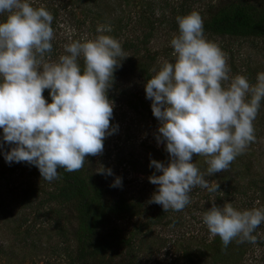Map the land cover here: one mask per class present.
<instances>
[{
    "label": "clouds",
    "instance_id": "obj_1",
    "mask_svg": "<svg viewBox=\"0 0 264 264\" xmlns=\"http://www.w3.org/2000/svg\"><path fill=\"white\" fill-rule=\"evenodd\" d=\"M2 14L0 129L3 142L12 146L4 159L35 166L47 182L62 178L58 169L80 171L87 157L103 155L104 141L118 131L110 123L114 102L108 91L127 54L117 39L101 34L65 44V54L53 61V15L45 7L34 8L29 0H0ZM176 20L179 34L170 41L175 62L153 69L155 75L145 84L146 99L159 121L155 139L169 156L167 163L150 161L161 174L148 178L158 186L149 203L164 212L182 211L193 188L215 190L193 156L206 158L209 176L226 171L255 142L253 121L264 100V72L257 74L254 85L243 75L230 77L225 53L204 36L201 15L193 11ZM96 31L112 28L99 25ZM98 173L113 175L103 166ZM121 186L116 177L111 187ZM202 222L225 249L233 240L255 243L252 233L264 223V209L213 203Z\"/></svg>",
    "mask_w": 264,
    "mask_h": 264
},
{
    "label": "rangeland",
    "instance_id": "obj_2",
    "mask_svg": "<svg viewBox=\"0 0 264 264\" xmlns=\"http://www.w3.org/2000/svg\"><path fill=\"white\" fill-rule=\"evenodd\" d=\"M232 1L234 0H29V3L34 8L45 7L53 15L51 26L54 39L50 56L55 61L65 54V44L75 40L83 42L85 39H95L97 35L103 34L96 31L99 25H110L112 30L114 26L120 27V40L135 39L139 38L140 32L137 31L134 20L142 11L152 14L153 23L162 19L177 23V16H185L193 11L198 12L204 20L208 5L222 6ZM3 15L6 17V14L0 15V22L4 20ZM160 29L147 45L149 52L156 54L155 68H160L165 61L175 62L173 50L168 56L166 54L172 48L170 41L174 35L179 34L177 28L169 30L165 23ZM205 38L216 43L225 53L230 77L243 75L250 84L257 82V74L264 72V39ZM108 98L114 102L113 119L110 123L113 126L118 125V131L104 141L103 155L93 157L95 168L101 169L103 166L111 169L122 179L123 187L127 191L137 193L144 189L142 195L149 199L152 197L153 184L144 173L151 169L150 161L154 159L161 162L159 156L166 151L165 145H158L155 139L159 121L152 114V102L146 99L143 79L137 74L130 75L128 80L118 79L109 89ZM250 98L249 96L246 99ZM253 125L256 140L231 162V173H241L246 166L250 173L254 171L264 176V100L261 101ZM0 145H4L2 129ZM2 147L0 264H75V246L71 237L74 224L70 212L52 201L45 203L46 198L41 192L48 188L42 184L43 179L39 176L38 168L26 162L9 164L4 159L6 151ZM205 160V157L194 155L192 162L204 164ZM204 165L201 173L206 175L207 164ZM237 177L239 179L241 175ZM236 182L240 183L241 178ZM213 183H210L209 188L212 189ZM213 197L209 189L205 190L201 198L195 199L198 200L197 206L194 205L188 212L180 214L178 227L155 229L154 233L151 232L148 236L149 245L143 248L147 264H191L183 256L182 248L188 244L192 248L200 247L203 238L209 239L206 236L210 235L209 231H205L203 214L198 207L204 208V202L212 200ZM238 201L236 198V201L230 202L237 210L240 207ZM256 205L259 204L254 202L252 208H259ZM252 235L256 237V242L247 241L245 247L243 246L241 260L232 264H264V223ZM158 240L164 243L162 247L156 245L155 241ZM91 264L99 263L94 261Z\"/></svg>",
    "mask_w": 264,
    "mask_h": 264
},
{
    "label": "trees",
    "instance_id": "obj_3",
    "mask_svg": "<svg viewBox=\"0 0 264 264\" xmlns=\"http://www.w3.org/2000/svg\"><path fill=\"white\" fill-rule=\"evenodd\" d=\"M204 35L208 37L244 39H264V0L237 1L234 0L225 5H208L205 8ZM6 17L3 15V19ZM3 21V20H2ZM162 22V23H161ZM160 23V25H158ZM169 26V30H175L178 23L162 19L152 22V14L141 12L134 20L140 36L135 39H119L120 27L111 32H104L117 39L122 46L127 58L121 61V66L114 72V82L118 79L128 80L132 74H137L143 79L144 84L160 68H155V53H150L147 45L155 34L160 32L162 24ZM131 24V23H130ZM129 24V25H130ZM132 26V25H131ZM130 26V28H131ZM173 49L167 51L166 56ZM165 51V50H164ZM83 67V60H80ZM45 99L51 103L49 90L43 93ZM12 146L5 144L2 149L9 151ZM167 152L160 157L161 162L169 160ZM84 167L77 172H66L58 169L61 179L47 182L41 180L48 190L41 192L45 196L44 202H53L57 206L65 207L73 218L74 229L71 237L74 244L75 264H91L98 261L99 264H147L144 249L149 245V235L155 229H174L179 225L181 213H186L198 203L196 198H201L205 188L196 187L190 192L191 202L182 211L169 210L164 212L162 206L149 203L142 195L144 189L137 193L127 191L123 187H111L115 178L113 175H103L98 172L101 169L95 168L94 158H86ZM206 164L205 161H203ZM94 164V165H93ZM196 162L197 167L202 171L205 165ZM206 165V173H207ZM222 171L210 177L204 178L210 183L214 182L211 194L212 200L204 202V208L198 207L203 214L213 203L222 206L225 202L238 201L239 210L252 209L253 203L259 208L264 204V176L244 166L241 173L235 174L229 171ZM40 173V172H39ZM160 175L155 168L146 170L144 175L149 178L153 174ZM252 174V175H251ZM241 175V182L237 176ZM41 177V175L39 174ZM42 179V177H41ZM158 186L152 185V195ZM146 199V201H144ZM236 203V202H235ZM261 206V207H260ZM207 231V227L205 228ZM202 239L200 247L192 248L189 244L183 245V256L191 264H232L241 260L243 246L247 241L238 243L233 240L225 249L219 236ZM152 242V240H151ZM156 245H164L162 241H155ZM154 244V243H153ZM160 247V246H159ZM264 254V252H263ZM106 257V259H105ZM229 261V262H228ZM264 261V259H263Z\"/></svg>",
    "mask_w": 264,
    "mask_h": 264
}]
</instances>
